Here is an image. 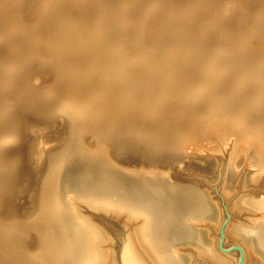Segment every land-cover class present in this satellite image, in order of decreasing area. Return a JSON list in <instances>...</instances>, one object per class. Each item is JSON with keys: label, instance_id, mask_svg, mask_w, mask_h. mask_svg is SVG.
<instances>
[{"label": "bare ground", "instance_id": "6f19581e", "mask_svg": "<svg viewBox=\"0 0 264 264\" xmlns=\"http://www.w3.org/2000/svg\"><path fill=\"white\" fill-rule=\"evenodd\" d=\"M262 1L227 0L224 3L223 0H0V42L4 38H10L6 45L9 53L2 56L0 51V61H13L11 69L5 68L8 60L6 65L0 63V83L1 79H10L12 76L17 80L13 87H8L0 95V214L8 211L13 216H9L11 219H4L0 215V233L13 235L19 232L21 228L15 222L16 219H21L20 215L28 214L25 210L43 207L47 211L45 207H50V214L43 224L46 229L50 226V231L52 230L54 239H48V246L54 245L55 250L47 254L48 262L52 259V264H107L113 259L110 238L83 215L87 208L119 218L148 264H196L194 259L197 257L209 259L213 264H232L231 259L218 250L209 233V227L211 229L219 225L220 214L217 204L205 191H200L193 185L174 183L168 179L166 171H158V168L157 171H149L147 167L150 165L144 161L126 163L113 156L111 143L105 142L106 138L103 141L102 137L97 136L96 141L89 144L86 140L89 136H86L91 128L97 129L100 114L106 113L109 120L113 119L110 113L114 104L119 106L120 111V103L123 102L120 100L123 97L120 96L122 99L117 103L120 93L114 91L116 81V85H123L125 88L124 85H129L130 78L124 80L122 74L130 70L137 73L135 71L144 67L145 70L140 71L142 74L136 79L141 86L132 93L133 105L138 110L133 111L134 115L131 117L128 116L129 121L135 113L152 115L151 112L160 111L157 121L160 123L164 115L168 116L169 96L176 92L174 95L180 97L185 90L180 87L173 66L180 58L196 55L199 56L196 65L201 66L198 72L199 76H203L201 79L208 78L207 73L211 72L212 78L209 80L217 84L221 80L218 77L223 78L227 71L234 72L226 82L228 87L238 84L239 90L241 80L249 79L253 82H250V89L254 91L251 93L250 89L247 88L248 92L244 89L246 94L240 92L242 97L239 98L238 94L239 99L236 100L235 93L229 91V98V94L226 96V93L220 92L221 89L216 90L219 85L216 89L210 85L213 89L205 95L202 102L196 103L199 99L191 101L188 95L189 98L186 99L191 102L188 119L182 124L178 123V116H175L177 119L172 116L178 132L176 142L181 151L185 153V157H192L190 155L204 146L203 138L208 136L213 145L212 151H221L223 147L230 148L226 166L228 175L236 173L237 160L243 158L256 173L261 169L264 172V114L261 112L264 110L260 109L263 104L261 107L260 104L256 106L264 101V61L261 59L264 57L259 55L264 52H258V56L251 59L255 44L264 47ZM29 4L31 12L26 14ZM248 4L253 7H248ZM252 36L256 40L255 44L250 39ZM49 47L53 50L49 53L53 62L44 59L50 64L53 63L54 67L58 65L56 74L66 69V82L78 92L77 100L72 105L74 108L70 109L72 111H66L69 115L64 116L65 121L55 112L49 118H38L40 115L35 117L36 115L30 114L38 119L28 121L29 115L23 114L22 109L24 105L28 107L25 101L30 97L33 102L44 105L42 98L49 90L46 91L45 88L39 93L36 90V93L33 89L36 88L33 83L37 81L38 72H32L28 77L29 84L33 87L30 89L24 84L25 80L24 83L18 81L19 71L13 68L41 64L43 51ZM245 58L256 61L244 63ZM8 65L7 67H11L9 63ZM240 75L242 78H237ZM190 78L187 80L190 81ZM195 78H192V83ZM200 78L197 82H200ZM213 78L218 81L215 82ZM7 83L6 86L11 84ZM246 83L245 85L249 82ZM5 85L3 86L6 87ZM129 88L128 90L132 87ZM187 89L189 90L186 87ZM120 92L123 93L121 90ZM13 94L20 99L22 106H13L10 99ZM181 96L184 98V95ZM127 98L128 102L125 99L124 101L128 104L130 101ZM249 100L252 104L256 102L254 105L259 113L251 112L252 107L246 105H249ZM29 102L30 106L34 104L27 101ZM131 103L121 105L132 108ZM49 105L54 106L55 103ZM61 110L64 111L63 108ZM125 115L127 116L126 113ZM126 116L123 114V117ZM120 119L116 120L120 122ZM152 120L154 119H151L148 126L156 128L158 123H153L155 120ZM77 121L82 127L79 133L74 128ZM60 123L66 126L63 128ZM58 126L65 131H59ZM162 128H158L159 132L156 134L159 140L164 138L163 131L160 132ZM174 131L175 129L172 130ZM59 132H62L61 136L55 137ZM19 138V145L26 147L25 155H15L12 151L14 147L10 150L11 143L17 142ZM53 139L58 141L56 144L59 149L52 153L47 145ZM172 141L175 142L173 137ZM47 150L50 153L48 160L45 158ZM29 166L34 174L37 173L36 179L39 173V178L36 183L38 188L34 189V193L32 191L33 194L31 190L28 191L32 194L28 198L25 196L27 190L24 194L21 188L25 184L26 168ZM15 169L18 175L11 180L10 176L15 175L11 173ZM244 178L243 182L246 183V177ZM221 187L223 195L227 197L230 185H226L224 181ZM24 198L28 199L20 204ZM229 209L248 215V219L242 223L232 220L225 232L226 236L241 246L243 264H264V198L243 195L231 202ZM39 228L36 233L43 235ZM0 242L12 244L10 240Z\"/></svg>", "mask_w": 264, "mask_h": 264}, {"label": "rangeland", "instance_id": "374dc122", "mask_svg": "<svg viewBox=\"0 0 264 264\" xmlns=\"http://www.w3.org/2000/svg\"><path fill=\"white\" fill-rule=\"evenodd\" d=\"M218 1H221V0H218ZM223 1H224V3H226L227 0H223ZM260 1H262V0H260ZM262 2H264V0ZM263 5H264V3H263ZM248 7L251 8L253 6L251 4H248ZM30 12H31V6L29 4L27 10L25 11V13L26 14H30ZM8 38L9 37H7V39L6 38H4V39L1 38L2 39L1 41L3 43H5L4 45L0 44V51H2V54H1L2 56H4V54H6V53H9V50L6 48V45L10 42V38L9 39ZM250 39L253 40L254 44L256 43V40H254L255 38L253 36L250 37ZM2 42H0V43H2ZM253 42L251 41L252 44H253ZM1 46H4V47H1ZM255 46H257V47H255ZM51 48L52 47H49V49L45 48L46 50L44 49L43 53L45 55L43 54V60H42L41 64H36V65L34 64L32 66H26V67H29V68H26L25 66L23 67L21 65L24 69L20 65H19V68H18V66L17 67L14 66V68H13L15 71L17 70V71H19V73L21 72L20 74L17 72L18 75H19L18 81L24 83L23 80H25L24 84L30 89L33 88V87L30 86L28 77H29L30 73H32V72H38L37 75H38L39 78L37 77V81L35 83H33L34 87L36 86V88H33V89L35 91L37 90L38 93L41 92L42 90H44L45 88H46V91L49 90V91H47L49 94L46 92L45 93L46 94L45 97L42 98V101H43L44 105L40 104L39 102H33L30 97H28L29 100L27 99L25 101V104H27L28 107H26V105H24L22 109H24L23 110V114H26L27 116L29 115V118L27 119L28 121L36 120L39 117L40 118H45V117L49 118L50 116H53L54 112L57 113V115L59 114L58 116L60 118L62 117L61 119H63L65 121V117L64 116H68L69 115V113L72 111L70 109L74 108V106H72V105L77 100V96L76 95H77L78 92L75 91L74 88H72L66 82V78L68 76L67 71H65L66 69H62V70H60L58 72V74H56L55 72L58 69V65H56L54 67L53 63L50 64V62H53L51 60V58H50L51 54H49ZM256 48L258 49V51H257ZM260 48H261V50L259 51ZM254 50L255 51L253 53V56L251 55L253 58H251L249 56V58H251L252 60L255 59L254 58L255 56H258L257 55L258 52H264V47H258V44H255L254 45ZM51 51L53 52V50H51ZM259 55H262L264 57V53H259ZM48 57H49V59H48ZM189 57L188 58H180V59H178L177 62H176V65L173 66V68H175L174 69V72H175V75H176L175 77L178 79V81H179V83L181 85L180 87L182 88V90L185 89L184 90L185 92H187V90H188V89L186 90V87L189 88V90H188L189 93L188 92H187L188 94L184 93V91L181 90L182 94L180 92H179V94L184 95V98L181 95H180V97L175 96L176 92H173V95H171L172 97L169 96L170 106L168 107V109H170V110L167 109L168 116L165 117V115H164L163 119H160V123L157 122L158 121V117H159L158 115L160 113V111H158V110H157L158 113L151 112V114L152 113L153 114L150 115V113H145V114H144V112L142 113L141 109H140L141 113H139L137 115L135 113V116H133V119L129 121V119H130L129 117H131V115L134 113L133 111L136 112L138 110V108L135 109V106L133 105V103H134V101H133L134 95L133 94H134L135 90H138L140 88V86H141V85H139L138 82H136V79L138 78L137 77L138 75L142 74L141 72H143L145 70V67L142 68L143 71L140 69L141 72L138 71V70L135 71L137 73H133L132 70H130V72L129 71L128 72H124L122 74V75H124L123 78L124 77L127 78V79L124 78V80H128L130 78L128 80L129 81V85L128 84L124 85L125 88H123V85H119V86L116 85L117 84V81H116V84H115V87H114V91H116V92L118 91V93H120L119 96H118V93H116V96H118L117 101L119 99H122V97H123V99L120 100V101H123V102L120 103V111H119V106L117 107V104H116V106L114 104V106L112 107L111 113H110V115L112 116L113 119L109 120L106 113L100 114L98 116L99 119H98L97 122L99 123V125H98L97 129L93 130L91 128L90 132L88 133L89 135L86 136V137L89 136V138L86 139V140H88V142L90 144L92 141L93 142L96 141L97 136L98 137L99 136L102 137L103 141L106 138L107 140L105 139V142L110 141V143H111L110 147H111V151L113 150L112 154H114L113 155L114 157H116V158H118V159H120L122 161H125L126 163H133L134 162V164H136L138 162V160H139V162H143L144 161L145 163L149 164L150 167H151V168L147 167L148 170L150 169V170L157 171V168H158V171L159 170L160 171H162V170L166 171L168 179H170L174 183H178V184H182V185H193V186L197 187L200 191H205L209 195L211 200L214 201L217 204L218 210H219V214H220V220H219L220 223H219V225H217L214 228L212 227L211 229L209 227V233H211V236L214 239L218 250L221 253H223L226 256H228L231 259L232 264H238V259H239V256H240V250L237 249V248H234V247L237 246V247L241 248V246L236 241L232 240L231 237L226 236L225 232H226V229H227V227L229 226V224L231 222L239 221V222L242 223L243 220L245 221V219H248V217H247L248 215L245 214V213H241L240 214V213H237V212H233V211H231L229 209V206H230L231 202H233L236 198H239V197H241L243 195H248V196L254 197L256 199L264 198V172L261 169L260 172L258 171L256 173V171L252 170L253 168L251 166H249V163H247L246 159L243 158V159L237 160L236 173L234 172V173L228 175V173L226 172V166L228 164V157H229V154H230V148L229 147H227V148L225 147V149H224V147H223V149L221 151H218V152L212 151L213 150V145H212V142L210 141L208 136L203 138L204 146L201 149H198L199 150L198 152H196L193 155H190L192 157H185L186 156V155L184 156L185 153H183L181 151L179 145L176 142L177 138H178V132H176L177 128H176V125H175V123H174V121L172 119V116L175 119L178 118V121H179L178 123H182V124L188 119V117H189L188 111L190 112V107H191L190 106L191 102L187 101V99H186V98H189L188 95H190V98H191L190 100L191 101H193V100L196 101L197 99H199V100L201 99L200 101L197 100L196 103L197 102H202V100L205 99V97L207 96L206 94H208L209 91L211 92V90L213 88L216 89V86L219 85V86H217L218 89H216V90L221 89L220 92H222V94H223V92L226 93V96H227V94H229V96H228L229 98H230V95H231L230 93H233V94L235 93L234 95H236V100H237V99L242 97V95H240V92H241V94L245 93L244 89H245L246 92H248L249 90H247V88L250 89L251 88V83H253V82L249 81V79H247L248 81L246 79L245 80H241V82L244 83V84L240 83L239 90L237 88L238 84L236 86H234V87L233 86L228 87V84L226 82H227L228 78H230L229 76H231V73L232 74L234 73V72L229 73L228 71L226 72L228 75L225 73L224 74L225 76L223 75V78L222 77H218L219 80L221 79L220 82L218 81L217 78H213V79H215V82L218 81L217 84H215L214 82L212 83L210 81L211 78H212L211 77V72H208L207 73L209 75V76L207 75L208 78L205 77L207 79L204 78V80H203V79H201L203 76L202 75L199 76V74H198V72L200 71L199 69L201 68V66L196 65L199 62L198 61V57L199 56L197 57L195 55V56H189ZM44 58L47 61H50V62H46V60ZM249 58H245V60H243V62L244 63H247V62L248 63H250V62L252 63V62L256 61V60L252 61ZM261 59H262V61H264V58H261ZM6 60H8V61L6 62ZM5 62L7 63V65H6ZM240 62H241V60H240ZM0 63H2L3 65H6L5 68L11 69L13 67V61L11 59H3L2 61H0ZM8 63L10 64L11 67H7V66H9ZM36 66H38V67L35 68ZM30 67H31V69H30ZM25 68H26V70H25ZM195 68L197 69V71H196ZM50 69H52V70H50ZM55 69H56V71H55ZM235 69H237V67ZM21 70L23 71V73H22ZM43 71L44 72L46 71V72L44 73ZM194 71H196V72H194ZM27 72H29V73H27ZM1 73L2 72H0V74ZM41 73H43V74L41 75ZM125 73H126V76H125ZM129 73H131V75ZM132 73H133V75L135 74L136 76L134 75L135 76L134 77L132 75ZM187 73L190 74V75L192 74V75L189 76ZM193 73H197V74L194 75ZM193 75H194V77H193ZM196 75L199 76V77H197ZM24 76H26V77L22 79V77H24ZM131 76H133L132 77L133 79L131 78ZM190 77H192V78L197 77L194 80H195V83L196 84L198 83V84L196 85L194 83V80H193V83H192V78H190ZM134 78H135V80H134ZM183 78H184V80H183ZM189 78H190V81L187 80ZM198 78H200L199 79L200 82H197ZM237 78H242V77L240 75V77H237ZM7 79H8V81H7ZM179 79H181V80H179ZM205 80H206L207 84H206V82H204L205 84L202 82V81H205ZM15 81L17 82V80L14 79L13 76L10 79L9 78L1 79L2 83H0V95L3 94L4 90L8 89V87H10V86L13 87V85L15 84ZM208 81L211 82V83H209ZM131 82H133L132 85L130 84ZM246 82L247 83L249 82L248 84H250V85H248ZM6 83H7V85L10 84V83L11 84L6 86L5 85ZM134 83H136V85ZM221 83H222V85L225 84L224 87L221 85ZM245 83L247 85H245ZM46 84H47V86H46ZM212 84H213V86H212ZM3 85H5L6 87H4ZM134 85H135V87H134ZM210 85H211V87H213L212 89L210 88ZM220 85H221V87H220ZM226 85H227V87L229 89V90L227 89V92L225 91L226 88H227ZM43 86H44V88H43ZM127 86H128V88L132 87L131 89H133L134 91L131 90L130 88H129L130 90H128ZM137 86H139V87L136 88ZM207 86H209V87H207ZM247 86H249V87H247ZM244 87H246V88H244ZM54 88H55V90H54ZM116 88H119L121 91H123V93L120 92L119 89L117 90ZM222 88H225V89L222 90ZM234 90H235V92H233ZM251 90L252 89H250V92L252 93L254 90L253 91H251ZM37 91H36V93H37ZM130 91H132V92H130ZM190 91H191L192 95H193V93L195 94L196 91H197L198 94L196 93L195 95L192 96ZM200 91H202L203 93H201ZM229 91H230V93H229ZM60 93H61V95H60ZM50 94H53V95L50 96ZM200 94H202V95H200ZM238 94H239L240 97L238 96ZM245 94H243V95H245ZM120 96H122V97H120ZM126 96L129 97V98H127ZM185 96H187V97H185ZM201 96H203V98H201ZM55 97H57V98L55 99ZM131 97H132V100H131ZM197 97H199V98H197ZM222 97H225V96H222ZM232 97H234V96H232ZM17 98L18 97L16 96V94H13L10 99H11V102H12L13 106H15V107L19 106L20 107V106H22L21 105L22 103H20L21 102L20 99L19 98L17 99ZM126 98L129 99V101H130L129 103L132 102L131 104H132V108L134 110L132 108H130L131 106H129V107L127 106V108H129L128 111L131 112V113L127 112V108L123 106V105H125V106L126 105H130L129 103L127 104L128 100H126ZM54 99H55V102L53 101ZM57 99L60 100V101L57 102L56 101ZM66 99H67V101H66ZM124 99L127 102H125ZM49 100L52 103H50ZM27 101H31L32 104L33 103L34 104L32 106H30L31 105L30 102L27 103ZM120 101H118L117 103H119ZM182 101H183L184 105L181 103ZM249 101H250V103H249ZM249 101L247 102V103H249V105L248 104H246V105L249 106V108L252 107V109H251L252 113H255L257 111L256 110V106H259V104H260V107L263 104L262 105L263 108L261 107L260 109L264 110V101H262L260 103H257L258 105L255 102L254 104H256V106L254 104H252L251 100H249ZM60 102H63V104L60 103ZM124 102L126 104H124ZM179 102H180V104H179ZM54 103L56 105V108H55V105L54 106L53 105L52 106L49 105V104H54ZM57 103H58V105H57ZM122 103H123V105H121ZM59 104H61V106L64 109V111L61 110L62 108H60L61 106ZM29 106L31 108H29ZM67 106L68 107L70 106V108H68ZM37 107H38V109H37ZM39 107H40V110H39ZM50 107H52V108H50ZM115 107H117V110L119 112L115 110L116 109ZM58 108H60V109H58ZM123 108H124V110H123ZM47 109H49V110H47ZM57 109L60 110L62 112V114ZM67 110H68L69 113L66 112ZM253 110H255V111H253ZM114 111H115V113L118 112L119 114L117 115V113L116 114L113 113ZM120 112L121 113L124 112L123 113L124 116H126L125 115V113H126L127 116L123 117V114H121ZM261 112H262V114H264L263 111H261ZM112 113L115 116H117L118 119L121 118L120 122H119V120H116L117 118L115 116H113ZM257 113H259V111H257ZM30 114L36 115L35 117H37L38 115H40V116H38V118H33L32 115H30ZM60 115H62V116H60ZM104 116H105V118H104ZM118 116H120V117H118ZM121 116L124 118V120H122ZM150 116L151 117L153 116V117L151 118ZM175 116H178V117L176 118ZM101 117H102V120H101ZM127 117H128V119H126ZM151 119H154L155 121L152 120V121H154L153 123H158L159 127L157 125L156 128L155 127L149 128L148 125H149V123H151ZM103 120H105V121H103ZM126 120H128V121H126ZM121 121H124V122L121 123ZM115 122H116V125H115ZM262 122L264 123V118H263ZM63 123H65V122H63ZM125 123H127V124H125ZM60 124H59V126H60ZM110 124L112 126H110ZM122 124H124V125H122ZM161 124H162V126H161ZM61 125H62V127L66 126L65 124H61ZM75 125H76V127L74 126L75 132L79 133L81 131L82 127H81V125L79 124L78 121L76 122ZM116 126H117V128H116ZM62 127H59V131L63 130V132H64L65 129H63L64 127L63 128ZM158 128H162L163 129V130L161 129L160 132L163 131L164 138L165 137L167 138L168 135L172 133L168 137L171 140H167L168 138L167 139L165 138L166 142H165L164 138L159 140L158 136H156L157 132H159ZM172 128L175 129L174 132H172V130H173ZM85 130H86V128H85ZM117 130H119V131L117 132ZM165 130H166V132H165ZM61 134H62V132H59V133H57V135H55V137L56 136L57 137L61 136ZM104 134H105L106 137L104 136ZM165 134H167V135H165ZM47 136L50 137L51 135H47ZM172 137H173V140H175V142L172 141ZM20 140L21 139L19 138L17 140V142L11 143V147H10V150L14 147L12 149L13 153H15V155L19 154V156H20V154L21 155L22 154L25 155L24 152H26L25 151L26 147L23 146V145H19V141ZM146 140H148L149 142L151 141V143H149L148 141L146 142ZM54 141H55V144H52V143H54ZM56 143H58V141L56 139H53L49 143L50 145L49 144L47 145V148L49 147L48 150H50V152L53 153L54 150L56 151L57 148L59 149V146ZM171 144H173V145H171ZM176 145H178V146H176ZM50 148H52L53 150L50 149ZM176 148H178V149H176ZM48 150H47V154L45 155V156H47V157H45L46 159L47 158L49 159V155L48 154H50V153H48L49 152ZM29 167L26 168V170L28 172L26 171L25 178H24V183L25 184L21 188V191L23 190L22 192H24V194H25V191L27 190L25 196L27 195L28 198H29L30 195H32L34 193V189L38 188L36 183H37V180L39 178V173H38V177L36 179V176H37L36 174L37 173L34 174V172H32V168L31 167L29 168ZM152 168H154V169H152ZM148 170H147V172H148ZM43 171H42V174H43ZM12 172L13 173H11V175L14 174V173H15V175L14 176H10V179L12 177L15 178L16 175H18V174H16L17 173L16 169L13 170ZM247 175H248V178H247ZM244 177H246V183H245V181L243 182V180H245ZM223 180L225 181L226 185L228 184L231 187L227 197L223 195L222 189H221L222 188L221 186L224 185V181ZM25 181H27V182H25ZM31 182H33V183H31ZM32 184L34 186H36V187L34 188V186ZM4 186H5V184H4ZM4 186H3V188H4ZM30 186H31V188H30ZM23 188H25V189H23ZM30 190H31V193L33 191L32 194L30 192H28ZM28 198H24L23 200H21L22 203H20V204H23V202L26 199H28ZM45 208H47V211H46V209H43V207H37L34 210L33 209L25 210V212H27L28 214L20 215V216H22L21 219H16V222H15L17 224V226L21 228L19 232L13 233V235H7V234L4 235V234L0 233V237L2 238L3 241H5V240L12 241L11 242L12 244L6 243L7 245L6 244H2V242H0V264H42V262H43V264L44 263L45 264H49V262H50V264H52V262H51L52 259H50L49 262H48L47 254L49 252H51V251H54L55 250L54 249L55 246L54 245L48 246L49 245L48 239L50 237H52L54 239V236L51 233L52 230L50 231V226H48V229H46V226L43 224V222H45V220L47 219L46 217L49 216V214H50L49 212H50L51 209H50V207H45ZM86 211H88L87 214H86ZM83 212H84L83 215L85 214L84 216L87 217V219H89L94 225H96L98 227V229L101 230L103 233H106V235L108 236V239L110 238L109 241H110L111 250H113L112 251L113 259L110 262H108L107 264H118V248H119L120 232L127 233V228H125L122 225V223L120 222L119 218L113 217L109 213H106V212H103V211H100V213H99V211H97V210H92V209H87V208ZM1 214L0 215L4 219H11L13 217L10 213H8V211L7 212H2ZM9 216H12V217H9ZM38 227H40L39 229H41V231H43V235H39V234L36 233V229L38 230ZM2 240H0V241H2ZM11 246H13V247H11ZM194 263H196V264H213L209 259H207V260L205 259L204 260V259L199 258V257L194 259ZM242 264H243V261H242Z\"/></svg>", "mask_w": 264, "mask_h": 264}, {"label": "water", "instance_id": "95a60500", "mask_svg": "<svg viewBox=\"0 0 264 264\" xmlns=\"http://www.w3.org/2000/svg\"><path fill=\"white\" fill-rule=\"evenodd\" d=\"M234 248L240 250L238 264H242L243 251L240 247L235 246ZM118 264H148L130 236L123 232H120L119 237Z\"/></svg>", "mask_w": 264, "mask_h": 264}]
</instances>
